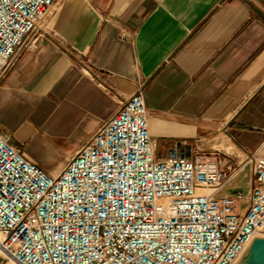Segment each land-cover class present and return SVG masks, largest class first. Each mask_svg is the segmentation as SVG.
<instances>
[{
    "label": "crops",
    "instance_id": "crops-1",
    "mask_svg": "<svg viewBox=\"0 0 264 264\" xmlns=\"http://www.w3.org/2000/svg\"><path fill=\"white\" fill-rule=\"evenodd\" d=\"M141 84L155 156L185 142L229 177L220 195H248L246 155H264V0H58L0 76V134L56 177Z\"/></svg>",
    "mask_w": 264,
    "mask_h": 264
},
{
    "label": "built area",
    "instance_id": "built-area-1",
    "mask_svg": "<svg viewBox=\"0 0 264 264\" xmlns=\"http://www.w3.org/2000/svg\"><path fill=\"white\" fill-rule=\"evenodd\" d=\"M58 0H0V76ZM126 39V34H122ZM255 186L179 142L155 156L141 84L56 177L0 134V252L16 264H237L264 232V155Z\"/></svg>",
    "mask_w": 264,
    "mask_h": 264
},
{
    "label": "water",
    "instance_id": "water-1",
    "mask_svg": "<svg viewBox=\"0 0 264 264\" xmlns=\"http://www.w3.org/2000/svg\"><path fill=\"white\" fill-rule=\"evenodd\" d=\"M237 264H264V238L256 237Z\"/></svg>",
    "mask_w": 264,
    "mask_h": 264
},
{
    "label": "rangeland",
    "instance_id": "rangeland-1",
    "mask_svg": "<svg viewBox=\"0 0 264 264\" xmlns=\"http://www.w3.org/2000/svg\"><path fill=\"white\" fill-rule=\"evenodd\" d=\"M42 159L44 160H47L48 158H43L41 157ZM59 157H52V159H49V160H58ZM260 237L264 238V233H261L259 235ZM3 239L2 235L0 234V241ZM0 264H16L14 263V261L10 260V259H7L1 252H0Z\"/></svg>",
    "mask_w": 264,
    "mask_h": 264
},
{
    "label": "bare ground",
    "instance_id": "bare-ground-1",
    "mask_svg": "<svg viewBox=\"0 0 264 264\" xmlns=\"http://www.w3.org/2000/svg\"><path fill=\"white\" fill-rule=\"evenodd\" d=\"M264 233V232H263ZM257 237H260V236H257Z\"/></svg>",
    "mask_w": 264,
    "mask_h": 264
}]
</instances>
